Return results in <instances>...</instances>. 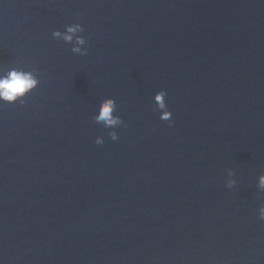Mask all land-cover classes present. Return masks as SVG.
Wrapping results in <instances>:
<instances>
[{
    "label": "water",
    "instance_id": "obj_1",
    "mask_svg": "<svg viewBox=\"0 0 264 264\" xmlns=\"http://www.w3.org/2000/svg\"><path fill=\"white\" fill-rule=\"evenodd\" d=\"M12 69L0 264H264V0H0Z\"/></svg>",
    "mask_w": 264,
    "mask_h": 264
},
{
    "label": "clouds",
    "instance_id": "obj_2",
    "mask_svg": "<svg viewBox=\"0 0 264 264\" xmlns=\"http://www.w3.org/2000/svg\"><path fill=\"white\" fill-rule=\"evenodd\" d=\"M79 30L78 28L69 27L67 29L68 33H73ZM55 36H59L60 33H54ZM64 40L69 41L72 39L71 35H65L63 37ZM83 43V41H79ZM74 52H79V48L73 49ZM38 85L37 79L30 72L18 71L16 69H12L8 71L4 75H0V102L4 103H15L18 100L20 103H23V97L26 93L30 92ZM165 95L164 91H160L156 94V101H161V97ZM115 107V103L113 100L108 99L105 100L101 106L99 113L96 117L98 121H103L106 125H113L119 122L118 119L113 118L111 116V112ZM160 107L164 108V104L161 102ZM164 119L169 122L171 126V115L166 112L164 115ZM117 139L116 135L112 136V140L115 141ZM96 144H100V141H95ZM260 186L264 187V177L260 179ZM260 220H264V208L260 210Z\"/></svg>",
    "mask_w": 264,
    "mask_h": 264
}]
</instances>
